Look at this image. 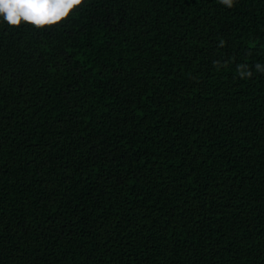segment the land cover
Returning a JSON list of instances; mask_svg holds the SVG:
<instances>
[{"label":"trees","instance_id":"16d2710c","mask_svg":"<svg viewBox=\"0 0 264 264\" xmlns=\"http://www.w3.org/2000/svg\"><path fill=\"white\" fill-rule=\"evenodd\" d=\"M0 264H264V0L0 12Z\"/></svg>","mask_w":264,"mask_h":264},{"label":"snow or ice","instance_id":"6c2138e0","mask_svg":"<svg viewBox=\"0 0 264 264\" xmlns=\"http://www.w3.org/2000/svg\"><path fill=\"white\" fill-rule=\"evenodd\" d=\"M17 2L28 4L29 7L21 8L15 20H11L7 5ZM81 2L82 0H0V12L6 13L7 19L13 24H18L23 17L25 20L41 25L66 16L70 9L80 5ZM225 2L230 4L232 0H225Z\"/></svg>","mask_w":264,"mask_h":264},{"label":"clouds","instance_id":"9594fccd","mask_svg":"<svg viewBox=\"0 0 264 264\" xmlns=\"http://www.w3.org/2000/svg\"><path fill=\"white\" fill-rule=\"evenodd\" d=\"M26 7H29V5L28 4H25V3H21V2H17V3H13V4L7 5L8 11L11 14V20H15L16 15L19 12V10L21 8H26Z\"/></svg>","mask_w":264,"mask_h":264}]
</instances>
